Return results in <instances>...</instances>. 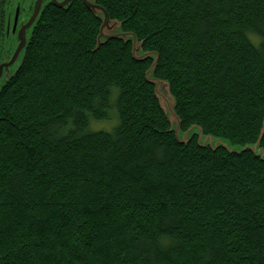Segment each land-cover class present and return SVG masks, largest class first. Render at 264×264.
I'll return each instance as SVG.
<instances>
[{"label": "trees", "instance_id": "16d2710c", "mask_svg": "<svg viewBox=\"0 0 264 264\" xmlns=\"http://www.w3.org/2000/svg\"><path fill=\"white\" fill-rule=\"evenodd\" d=\"M95 1L157 55L182 131L262 130L263 155L179 142L153 60L95 49L83 0L44 7L0 83V264H264V0Z\"/></svg>", "mask_w": 264, "mask_h": 264}, {"label": "water", "instance_id": "95a60500", "mask_svg": "<svg viewBox=\"0 0 264 264\" xmlns=\"http://www.w3.org/2000/svg\"><path fill=\"white\" fill-rule=\"evenodd\" d=\"M43 0H37V3L35 5V12L34 15L38 14V11L40 9L41 3ZM72 0H62L60 2H57L55 0H53V4L55 6L58 7H67L69 5V3ZM83 3L85 5V7H87L97 18L100 19V26L98 28V33L96 36V40H95V49H97L100 45L105 44L108 40L110 39H120L123 40L125 42H130L131 43V53L132 56L135 60H144L146 58H151L153 61L151 63V65L149 66V68L147 69L146 73H145V79L147 82L151 83L154 85V95L158 101V104L163 112V114L165 115V117L167 118L168 122L170 123L171 129L174 131L175 133V137L176 139L181 142V143H186L189 139H191L194 135V133H192L189 137L185 138V139H180L177 135L178 131H181L180 129V124H179V119L175 113V99L173 97V95L170 92V88L169 85L167 83V81L165 80H161V79H157L153 76V71L156 65V60H157V55L155 53H151V52H141V42L138 41L137 37L135 34L131 33V32H124L121 28V22L118 21L117 19H111L108 15V13L105 11V9L103 7H101L100 5L96 4L95 0H83ZM33 15V17H34ZM34 20V18H30V20L27 23V26L30 25L32 23V21ZM20 44L17 47L16 51L14 52L13 56H12V60L11 62H13L15 56L17 55V53L19 52V50L24 46L25 41L23 40L22 37H20ZM22 60V58H21ZM21 60L18 64V66L16 67V69L19 67ZM2 69V66L0 65V70ZM10 76H12V74L8 75L5 79L7 80ZM3 81V82H4ZM193 127L195 126H191L188 129L185 130V132L190 131ZM199 132L198 135L202 134V130L200 128H198ZM262 134V130L260 132V136ZM259 136V139H260ZM259 139L257 140V142H255L252 145H255V147L259 146ZM198 143H200L198 141ZM202 144V143H200ZM202 145H209V144H202ZM210 146V145H209ZM217 146H222L225 149H227L225 146L223 145H216L214 147ZM212 148H214L213 146H210ZM255 147H250L247 146L245 148H243L242 150L245 149H249L251 151H253L254 153H257L255 151ZM230 152H236L239 153L240 151H234V150H229ZM260 153H257L259 156L263 155V150L260 148Z\"/></svg>", "mask_w": 264, "mask_h": 264}, {"label": "flooded vegetation", "instance_id": "af4514ba", "mask_svg": "<svg viewBox=\"0 0 264 264\" xmlns=\"http://www.w3.org/2000/svg\"><path fill=\"white\" fill-rule=\"evenodd\" d=\"M53 0H43L37 15H34L36 0H0V65L2 66V75L8 70L5 68L10 64L13 56L15 44L19 41L18 30L26 25L30 18H34L28 25L24 46L15 56L16 60L23 57L26 43L32 33L33 27L39 18L44 7L53 6ZM60 2L62 0H55ZM34 15V17H33ZM14 58V59H15ZM9 68V66L7 67ZM0 83L1 80H0Z\"/></svg>", "mask_w": 264, "mask_h": 264}, {"label": "rangeland", "instance_id": "374dc122", "mask_svg": "<svg viewBox=\"0 0 264 264\" xmlns=\"http://www.w3.org/2000/svg\"><path fill=\"white\" fill-rule=\"evenodd\" d=\"M28 27L29 26H27V24H26V25L22 26L18 30V34H19L18 36L22 37L24 41L27 39L26 30L28 29ZM20 42H21V40L19 38V41L15 44V48H14L13 54L16 51L17 47L19 46ZM141 52H147V51H144L143 49H141ZM11 60H12V58H11ZM11 60H10V64L8 65L9 68H7L8 66L5 68V70L6 69H8V70H6L3 73V75H2V70L3 69L0 70V80H1V82H3L4 79L8 75L12 74L15 71L16 67L18 66V64L20 62V59L16 60V58L13 60V62H11ZM114 91H116V90H114ZM114 97H115V93L112 94V100H114ZM112 112L115 115V118H114V116L112 117L113 122L111 121V117L110 116L107 119L91 120L89 125H88V127H87V131H90V132L91 131H100V130H102V131H111L118 124L117 113H116L115 110L112 111ZM115 119H116V121H115ZM198 128L199 127L195 126L190 131H187V132L181 130V131H178L177 135H178V137L180 139H185V138L189 137L192 133H194V135L197 137V140L200 143H202V144L206 143V144H209L210 146H213V147L216 146V145H223L227 149L234 150V151H240V150H242L243 148H245L247 146L255 147V145H252V144L241 145V144H237V143H231L228 139H226L224 137H218V136H213V135H205V134H203V132H202V134L198 135V132H199ZM259 149H260L259 147H255V151L257 153H260Z\"/></svg>", "mask_w": 264, "mask_h": 264}]
</instances>
